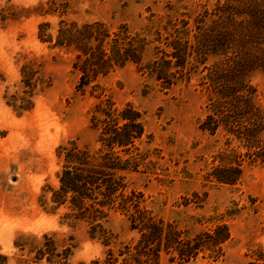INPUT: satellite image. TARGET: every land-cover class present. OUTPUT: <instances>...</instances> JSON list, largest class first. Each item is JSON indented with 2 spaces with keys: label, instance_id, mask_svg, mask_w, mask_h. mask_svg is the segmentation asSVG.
<instances>
[{
  "label": "rangeland",
  "instance_id": "rangeland-1",
  "mask_svg": "<svg viewBox=\"0 0 264 264\" xmlns=\"http://www.w3.org/2000/svg\"><path fill=\"white\" fill-rule=\"evenodd\" d=\"M217 1L0 0V256L6 258L0 263L136 264L130 253L141 234L124 213L112 211L104 223L111 236L106 246L69 202H55L62 148H99L91 116L100 99L90 89L77 90L75 52L56 43L61 24L125 25L147 40V62L156 47L168 50L175 29H185L182 21L194 30L198 13ZM205 75L200 66L190 79L167 87L128 63L99 80L105 98L143 115L144 161L128 175L129 190L142 194L157 219L190 235L228 227L230 238L216 262L200 253L186 264H264V129L258 148L225 131L202 130L209 99ZM25 79L33 87L30 106L23 99ZM252 83L264 111V73L255 72ZM237 163L242 176L235 184L212 175ZM172 257L162 251L156 264H179Z\"/></svg>",
  "mask_w": 264,
  "mask_h": 264
},
{
  "label": "trees",
  "instance_id": "trees-1",
  "mask_svg": "<svg viewBox=\"0 0 264 264\" xmlns=\"http://www.w3.org/2000/svg\"><path fill=\"white\" fill-rule=\"evenodd\" d=\"M182 22L185 29H175L174 38L166 42L168 50L156 47V54L147 62V40L125 25L112 30L101 22H63L56 38L57 45L75 52L77 90L85 93L90 89L100 101L91 116L93 127L99 130V148H62L65 163L55 202H69L90 222L92 237L106 246L111 244V236L104 223L112 211L124 213L132 229L141 234L134 247L136 253H130L136 264H156L162 251L173 255L171 261L179 264L196 261L200 253L203 259L216 262L223 255L230 232L226 225H217L190 235L157 219L144 205L142 194L129 190L128 175L138 171L144 161L141 146L147 135L143 115L130 104L118 107L111 98H105L99 80L134 63L170 87L190 79L203 66L206 75L202 84L209 99L202 130L211 134L225 131L258 148L257 135L264 129V111L255 103L256 87L252 83L255 72L264 73V0H218L198 13L194 30ZM46 36L40 33L42 40ZM23 83L28 89L23 91V99L30 106L33 87L27 79ZM212 175L219 182L235 184L242 176L241 164L217 167Z\"/></svg>",
  "mask_w": 264,
  "mask_h": 264
}]
</instances>
